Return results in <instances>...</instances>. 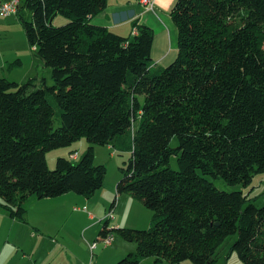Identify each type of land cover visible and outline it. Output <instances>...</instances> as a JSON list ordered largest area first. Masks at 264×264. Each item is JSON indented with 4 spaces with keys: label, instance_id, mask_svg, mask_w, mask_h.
Returning a JSON list of instances; mask_svg holds the SVG:
<instances>
[{
    "label": "trees",
    "instance_id": "trees-1",
    "mask_svg": "<svg viewBox=\"0 0 264 264\" xmlns=\"http://www.w3.org/2000/svg\"><path fill=\"white\" fill-rule=\"evenodd\" d=\"M108 3L21 1L18 19L54 85L0 78V212L27 223L31 197L92 198L107 175L95 148L113 147L131 152L117 197L153 214L143 231L106 216L100 240L117 233L137 245L116 264H216L234 235L241 264H264V206L213 182L248 187L264 174V0H176L178 54L165 68L153 63L152 28L134 22L128 38L92 23ZM58 15L68 23L54 27ZM81 139V159L48 167V152Z\"/></svg>",
    "mask_w": 264,
    "mask_h": 264
},
{
    "label": "crops",
    "instance_id": "crops-1",
    "mask_svg": "<svg viewBox=\"0 0 264 264\" xmlns=\"http://www.w3.org/2000/svg\"><path fill=\"white\" fill-rule=\"evenodd\" d=\"M2 1L6 0H0V2ZM152 2L153 8L150 10L146 9L140 0H109L107 9L101 14L103 16H96L92 22H97L94 24L105 26L123 37L133 38L134 22L138 21L139 24L152 28L151 23L146 19L148 16L145 14L163 15L159 4L173 6L176 0H152ZM166 19L168 20L167 17ZM14 29L18 33L21 45H25L18 16L0 20V78H3L1 74L6 69L13 70L16 67L25 69V66H29V63L26 64L23 60L24 54L27 53L25 47L17 49L13 53L2 49L7 43L9 30L13 31ZM176 54H178V30ZM18 59L21 60L22 65L12 67L11 64ZM161 59L165 60L166 58L163 55L160 56V62ZM35 63L38 70L44 67L40 60ZM34 73L35 71L27 70L21 80L34 78ZM35 77H39L38 73ZM115 184L117 183L104 186L90 199L73 193L54 199L39 200L31 197L28 204L27 223L11 219L5 213L0 212V221L9 224L11 230H14L16 225H22L19 226L21 231H26L29 234L24 239L25 241L20 243H11L9 238L4 237L0 243V264H93L95 257L92 256L90 246L100 242V225L105 221L115 200L117 202L113 210L114 220L110 222V227L115 229L120 227L138 228L135 224L129 223L127 217L129 208L137 207L133 202L135 200L127 195L117 197ZM73 218L75 219L72 226L69 224ZM81 221L82 226L79 223ZM87 222L92 224L87 226ZM127 243L124 240L123 242L117 240L114 242L115 245L113 244L105 251L102 249L101 257L103 259H99L97 264H115L118 260L133 253L132 247ZM99 249L100 244L95 252Z\"/></svg>",
    "mask_w": 264,
    "mask_h": 264
},
{
    "label": "rangeland",
    "instance_id": "rangeland-1",
    "mask_svg": "<svg viewBox=\"0 0 264 264\" xmlns=\"http://www.w3.org/2000/svg\"><path fill=\"white\" fill-rule=\"evenodd\" d=\"M143 6L147 8L145 5ZM159 7H161L162 9L160 10L162 11L163 15L158 16L156 13L153 14L154 17L151 13L150 14L146 13L145 15L148 16L146 19L151 23L152 30L154 32V46H153V55H152L153 63L158 64L159 66L165 68V67H168L176 59V56H177L176 54L177 27L171 21V15H170L174 5L173 6L171 5L162 6L161 4H159ZM22 12H23L22 15L25 17L26 20L31 19L30 13L26 9L22 10ZM166 17L168 18V20L166 19ZM67 23H68V20L62 15L56 16L52 21V25L54 27H61V26L66 25ZM92 23H97V22L93 21ZM20 28H21L20 29L21 34H24L25 45H21L20 39L18 37V33L14 29L13 31L9 30V36L7 39V43L5 44L4 47H2V49L7 50V52L13 53L15 50L25 47L27 53L24 54L23 60L26 62V64L29 63V66H25V69H19L17 67L13 70L6 69L5 72L1 74L3 75L1 77L6 78L10 81H14V82L17 81V83L19 84H26L30 79L24 81V80H21V78L26 73V71L30 69L32 71H35V73L33 74L34 78L38 73L40 80L45 79L49 86L54 85V80L52 78V69L42 67L38 70V68H36L37 64L35 62L36 61L39 62V59H37L33 50H31L28 44V41H27L26 34L21 24H20ZM134 32H137V31H134ZM163 55L165 56L166 59L165 60L161 59V62H160V56H163ZM56 125H59L58 121H56ZM178 145H179L178 139L174 138L171 142V146L175 148ZM87 148H88L87 140L81 139L78 142L74 143L71 147L59 148V149L50 151L46 155L48 167L51 170H54L56 167V161L59 158L72 159L73 156L76 155L74 154V151L77 152L78 159L79 158L81 159L83 155H85ZM130 158H131V152L129 151L118 152L113 147L97 146L95 148V163L97 165H105L107 168V175H106L104 186H107L108 184L117 183L115 184V187H117L119 181H121V179H123L124 177L121 169L127 167V164ZM171 167L174 170H178V164H177L176 157L172 158ZM213 182L220 190H223L226 192H235V191L243 192L245 195L249 196L252 203L255 204L257 207L264 206V174L257 175L256 177H254L252 184L248 187H244L240 185L232 187V186H228L223 181H218V180H213ZM133 202L135 206L137 207L129 208L127 217L129 219L128 220L129 223L135 224L136 226H138V228H130V227H125V228L141 230V231L150 229L151 222H152V216H153L152 212L149 209H147L145 206H143L141 203L137 201H133ZM74 219L75 218L71 219L69 225H72V226L74 225L72 224ZM79 223L82 226V221ZM91 224H92L91 222L90 223L87 222V226ZM75 225L77 226V224ZM19 226H22V225H16L14 230L13 229L11 230V226L9 224H6L0 221V229H1L0 243L3 241L4 237L9 238L11 243L24 242L25 241L24 239L27 238L29 234H27L26 231L22 232ZM102 226H103V223L100 225V228ZM112 235L114 238L113 244L114 242H117V240H122L123 242V239L117 233H114ZM237 238H238V235H234L226 240L224 245L220 248L219 257H218V261L216 262V264H241V261H240V258L237 252L231 250ZM127 244L132 247L133 253H136L137 245L135 243H127ZM107 248H110V247H105L102 243H100V249L97 252H95L96 256L92 262L93 264H97L99 259H103L101 257V252H102L101 250L103 249L105 251ZM118 261L116 263H118ZM140 264H156V263L154 262V258H149L147 260L142 261ZM161 264H172V263L164 262ZM181 264H194V262L191 260H188Z\"/></svg>",
    "mask_w": 264,
    "mask_h": 264
},
{
    "label": "built area",
    "instance_id": "built-area-1",
    "mask_svg": "<svg viewBox=\"0 0 264 264\" xmlns=\"http://www.w3.org/2000/svg\"><path fill=\"white\" fill-rule=\"evenodd\" d=\"M21 1L22 0H6L0 2V18L7 19L9 17L17 15L20 9ZM140 2L147 7L146 9L151 10L153 8L152 0H140ZM72 159L73 160L78 159L77 154L73 156ZM107 218H110V220L114 219V215L112 214V212L108 213ZM113 241H114L113 235H109L106 238L101 239L100 242H96L92 244L90 246L92 256L95 257V251L100 243H102L105 247H110L113 245Z\"/></svg>",
    "mask_w": 264,
    "mask_h": 264
},
{
    "label": "bare ground",
    "instance_id": "bare-ground-1",
    "mask_svg": "<svg viewBox=\"0 0 264 264\" xmlns=\"http://www.w3.org/2000/svg\"><path fill=\"white\" fill-rule=\"evenodd\" d=\"M135 33V32H134Z\"/></svg>",
    "mask_w": 264,
    "mask_h": 264
}]
</instances>
